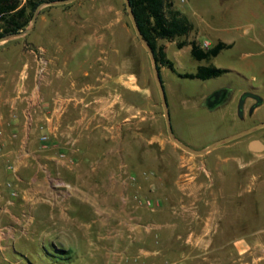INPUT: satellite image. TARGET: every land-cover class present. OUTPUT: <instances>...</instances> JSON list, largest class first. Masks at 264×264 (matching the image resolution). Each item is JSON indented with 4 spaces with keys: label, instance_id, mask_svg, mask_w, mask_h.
I'll list each match as a JSON object with an SVG mask.
<instances>
[{
    "label": "rangeland",
    "instance_id": "rangeland-1",
    "mask_svg": "<svg viewBox=\"0 0 264 264\" xmlns=\"http://www.w3.org/2000/svg\"><path fill=\"white\" fill-rule=\"evenodd\" d=\"M174 8L194 24L187 36L160 41L175 65V71L162 66L161 74L177 137L195 149H204L264 121V105L254 118L242 121L238 100L246 90H257L264 98V0H174ZM222 40L232 47L211 61L192 57V42L208 49ZM181 42L187 45L180 49ZM205 42L210 45L204 47ZM39 50L47 66L41 85L44 102L31 128L34 148L78 147L79 131H73L66 143L61 133L55 137L46 131L45 118L55 107L54 97L73 99L63 114L64 125L79 116L80 110L74 107L77 100L95 98L86 111L98 115L100 126L91 132V141L86 138L81 143L98 150L125 148L110 162H126L130 172L123 175L131 178V193L153 202V207L142 204L141 223L159 224L167 230L170 239L165 247L157 245L164 250L166 263L264 264V150L246 147L253 138L264 144V129L205 156L189 154L173 143L151 58L137 38L124 0L45 6L28 35L0 44V71L8 69L10 78L25 83L27 95L38 81ZM204 65L227 72L209 80L184 76ZM224 87L234 90L230 103L211 110L205 98ZM126 118L131 128L115 132V125ZM45 134H49L46 143L41 140ZM53 153L60 156L59 151ZM155 231L151 240L158 238ZM193 235L212 245L192 243ZM241 240L244 246L238 250L236 242ZM34 247L24 252L30 262L53 264L38 244ZM62 264L80 262L74 256Z\"/></svg>",
    "mask_w": 264,
    "mask_h": 264
},
{
    "label": "crops",
    "instance_id": "crops-1",
    "mask_svg": "<svg viewBox=\"0 0 264 264\" xmlns=\"http://www.w3.org/2000/svg\"><path fill=\"white\" fill-rule=\"evenodd\" d=\"M7 70L0 71V132L5 136L0 150V264H25V260L34 264L24 253L28 247L34 249V244L53 264L71 262L74 256L80 264L166 263L164 250L157 245L168 242L167 230L159 224L148 227L141 223L144 197L138 200V195L131 193V178L123 175L130 172L128 164L110 162L125 148L98 150L82 145L86 138L93 139L91 132L100 126L98 115L86 111L96 99L82 96L77 100L74 107L80 110L79 116L64 125L63 114L73 99L54 97L53 104L57 103L62 113L45 118L46 131L55 137L61 133L66 143L73 131H79L76 142L80 147L34 148V134L22 117L29 96L25 83L10 78ZM128 127L126 118L114 131ZM162 143L166 148L164 140ZM53 151L66 153L71 161H61ZM139 172L143 176L144 171ZM153 230L157 231L155 241L150 236ZM193 236L192 243L212 245V241ZM243 243L237 241L236 248H242ZM85 249H91L90 253ZM135 256L141 257L139 261L131 259Z\"/></svg>",
    "mask_w": 264,
    "mask_h": 264
},
{
    "label": "trees",
    "instance_id": "trees-1",
    "mask_svg": "<svg viewBox=\"0 0 264 264\" xmlns=\"http://www.w3.org/2000/svg\"><path fill=\"white\" fill-rule=\"evenodd\" d=\"M59 0H0V38L16 34L25 30L34 15L35 10L42 3ZM139 28L154 50L159 69L165 66L175 71L174 63L167 57L166 47L161 40L175 41L187 36L194 29L193 22L187 15L174 8V0H130ZM186 42L179 43V48ZM233 44L218 42L208 49L201 48L196 42L191 43V55L198 61H211L224 49ZM227 70L214 65L200 66L193 74L185 77L209 80L219 77ZM162 76V74H161Z\"/></svg>",
    "mask_w": 264,
    "mask_h": 264
},
{
    "label": "water",
    "instance_id": "water-1",
    "mask_svg": "<svg viewBox=\"0 0 264 264\" xmlns=\"http://www.w3.org/2000/svg\"><path fill=\"white\" fill-rule=\"evenodd\" d=\"M77 0H59V1H52V2H46V3H42L38 6V8L35 10L33 18L30 22V26L27 27L25 30L20 31L19 33L16 34H10L7 36H4L2 38H0V44L5 43L7 41L16 39V38H20V37H24L26 35H28L33 28L36 25L37 22V18L38 15L40 13V11L42 10L43 7L45 6H58V5H67V4H71L73 2H75ZM125 1V6H126V10L127 13L131 19V22L133 24V27L135 29L136 35L138 40L140 41L141 45L145 48V50L147 51V53L149 54L151 61H152V66H153V73H154V78L159 90V94L161 97V101H162V106H163V111H164V117H165V121H166V126H167V132H168V136L169 139L175 143L178 147H180L182 150H184L185 152L192 154V155H196V156H205L206 154L210 153L211 151H213L214 149L225 145L229 142H232L234 140L240 139L242 137H245L247 135H250L260 129L264 128V122H261L249 129H246L242 132L236 133L234 135L225 137L223 139H220L214 143H212L210 146L204 148V149H195L191 146H189L188 144L182 142L175 134L174 132V128L172 125V120H171V114H170V108H169V103H168V98H167V93H166V89L164 86V82L161 76V72L159 69V65L154 53V50L152 49V47L149 45V43L147 42V40L144 38L138 22L136 20L135 14L133 12V8L131 6V2L130 0H124ZM259 105V103L257 104ZM243 111H244V99L240 100V104H239V114L240 117H243ZM252 147L251 149L255 150V151H262L264 150V144L260 143L259 141H254L252 142Z\"/></svg>",
    "mask_w": 264,
    "mask_h": 264
},
{
    "label": "built area",
    "instance_id": "built-area-1",
    "mask_svg": "<svg viewBox=\"0 0 264 264\" xmlns=\"http://www.w3.org/2000/svg\"><path fill=\"white\" fill-rule=\"evenodd\" d=\"M210 45L209 42H205L204 43V47H208ZM40 51V50H39ZM35 53V51H33ZM40 68L38 70V74H37V79L38 81L36 82V85L33 89V91L28 94L29 96L26 99V105L25 108L23 110V118H24V122L25 125L27 127L28 130H30L33 126V121H34V115L35 112L38 108L41 107L42 103L44 102L43 97H42V93H41V85H42V81L45 75V71H46V61L43 58V52L40 51ZM58 111L60 112V107L58 106L57 103H55V107L53 109V111L47 116V118H53L55 113H58ZM49 134H45L42 136L41 140L42 142H47L49 140ZM14 137H17V134H14ZM3 138H5L3 132H0V150L3 147ZM60 160L61 161H71L68 158V155L66 153H61L60 154ZM17 192H13V196H16ZM137 199L139 200L140 197L137 196ZM143 205L147 206V207H153V202H151L150 200H144L143 201ZM156 243L158 244L159 241L157 240ZM127 259H130L129 257H126ZM141 257L140 256H135L132 257L131 259H133L134 261H139ZM164 264H178L177 262H172V263H164Z\"/></svg>",
    "mask_w": 264,
    "mask_h": 264
},
{
    "label": "flooded vegetation",
    "instance_id": "flooded-vegetation-1",
    "mask_svg": "<svg viewBox=\"0 0 264 264\" xmlns=\"http://www.w3.org/2000/svg\"><path fill=\"white\" fill-rule=\"evenodd\" d=\"M233 94H234V90L232 88L224 87V88L215 90L212 93H210L205 98L204 103L211 110H215L216 108H218L220 106H224V105H227L228 103H230ZM241 99H244L243 117L240 118L242 121H244L245 119L254 118L257 114H259L261 107L264 105V98L258 93L257 90H246V91L241 92L238 100L240 101ZM258 103H259V105H257ZM262 122H264V121H262ZM255 125H257V124L247 126L245 129H243V131L246 129H249ZM258 131H256V132H258ZM256 132H254V133H256ZM254 133H252V134H254ZM247 136H249V135H247ZM247 136H245V137H247ZM245 137H242V138H245ZM253 141H262V140L257 139V138H253L247 142L246 147L250 148V143H252Z\"/></svg>",
    "mask_w": 264,
    "mask_h": 264
}]
</instances>
